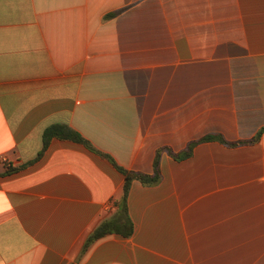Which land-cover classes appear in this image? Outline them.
<instances>
[{"label":"crops","instance_id":"obj_1","mask_svg":"<svg viewBox=\"0 0 264 264\" xmlns=\"http://www.w3.org/2000/svg\"><path fill=\"white\" fill-rule=\"evenodd\" d=\"M54 125L128 171L159 155L131 237L83 253L126 178L72 140L38 158ZM262 129L264 0H0V264H264Z\"/></svg>","mask_w":264,"mask_h":264},{"label":"trees","instance_id":"obj_2","mask_svg":"<svg viewBox=\"0 0 264 264\" xmlns=\"http://www.w3.org/2000/svg\"><path fill=\"white\" fill-rule=\"evenodd\" d=\"M264 133V129H262L257 136L250 142L257 141L261 135ZM60 138V139H67L78 142L83 144L91 151L109 159L115 167L125 175L126 181L124 185V193L123 197L121 198L120 202L117 204V209L114 215L102 221L88 236L85 241L83 247V253H85L93 244L97 241L101 240L102 238L112 235L118 234L124 237H131L134 233V224L132 219L129 215L128 210V195L130 191L131 184L134 180H139L146 185H156L159 183L161 179V172H160V157L157 156L155 163H154V173L153 175H146L142 173H136L132 171H128L123 167L119 166L116 161L108 154L103 153L99 149H97L90 141H88L82 134L78 131L65 126V125H54L49 127L45 130L43 135V149L40 152L38 158L43 155L45 150L48 148V145L52 138ZM209 141H220L226 142L221 136L219 135H207L200 139L199 141L193 142L190 144L188 149L180 154H172V156L178 160H182L188 158L192 155L193 149L197 144ZM247 143V142H245ZM239 144V143H238ZM19 168H15L12 165H6L5 173L15 172Z\"/></svg>","mask_w":264,"mask_h":264},{"label":"built area","instance_id":"obj_3","mask_svg":"<svg viewBox=\"0 0 264 264\" xmlns=\"http://www.w3.org/2000/svg\"><path fill=\"white\" fill-rule=\"evenodd\" d=\"M8 162H9L8 159L6 158L3 159V163H8Z\"/></svg>","mask_w":264,"mask_h":264}]
</instances>
